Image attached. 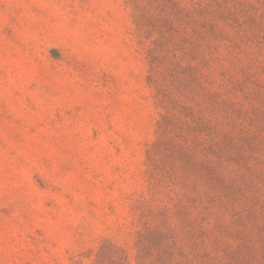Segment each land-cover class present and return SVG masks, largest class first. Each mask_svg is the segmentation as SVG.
Returning a JSON list of instances; mask_svg holds the SVG:
<instances>
[{"label":"rangeland","instance_id":"obj_1","mask_svg":"<svg viewBox=\"0 0 264 264\" xmlns=\"http://www.w3.org/2000/svg\"><path fill=\"white\" fill-rule=\"evenodd\" d=\"M0 264H264V0H0Z\"/></svg>","mask_w":264,"mask_h":264}]
</instances>
